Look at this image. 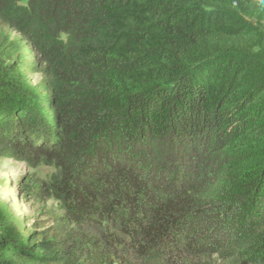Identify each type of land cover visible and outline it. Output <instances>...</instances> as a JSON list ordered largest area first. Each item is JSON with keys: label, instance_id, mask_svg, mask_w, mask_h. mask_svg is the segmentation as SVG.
<instances>
[{"label": "trees", "instance_id": "1", "mask_svg": "<svg viewBox=\"0 0 264 264\" xmlns=\"http://www.w3.org/2000/svg\"><path fill=\"white\" fill-rule=\"evenodd\" d=\"M6 156L54 164L65 215L0 199V264H264V8L0 0Z\"/></svg>", "mask_w": 264, "mask_h": 264}, {"label": "rangeland", "instance_id": "2", "mask_svg": "<svg viewBox=\"0 0 264 264\" xmlns=\"http://www.w3.org/2000/svg\"><path fill=\"white\" fill-rule=\"evenodd\" d=\"M264 8V0H252ZM15 34V33H13ZM32 55L37 54L31 49ZM34 82L39 74H32ZM59 170L54 164L41 163L32 166L12 156L0 157V199L18 217L28 223L61 227L57 216L65 215L64 204L56 194L55 183Z\"/></svg>", "mask_w": 264, "mask_h": 264}]
</instances>
